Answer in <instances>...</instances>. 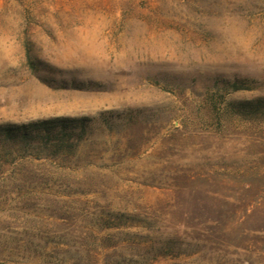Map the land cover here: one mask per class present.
I'll use <instances>...</instances> for the list:
<instances>
[{
  "label": "rangeland",
  "instance_id": "1",
  "mask_svg": "<svg viewBox=\"0 0 264 264\" xmlns=\"http://www.w3.org/2000/svg\"><path fill=\"white\" fill-rule=\"evenodd\" d=\"M260 96L264 0H0V124L88 118L0 158V264H264Z\"/></svg>",
  "mask_w": 264,
  "mask_h": 264
},
{
  "label": "trees",
  "instance_id": "2",
  "mask_svg": "<svg viewBox=\"0 0 264 264\" xmlns=\"http://www.w3.org/2000/svg\"><path fill=\"white\" fill-rule=\"evenodd\" d=\"M223 84L230 90L249 88L241 79L224 80ZM224 109L249 117V120L264 117V96L228 101ZM87 121V117H53L23 124H0V158H13L19 154L53 156L69 153L75 146L74 131L78 129L82 135Z\"/></svg>",
  "mask_w": 264,
  "mask_h": 264
}]
</instances>
